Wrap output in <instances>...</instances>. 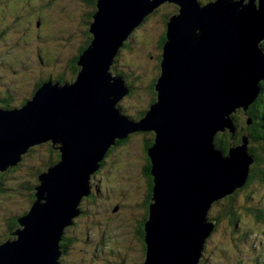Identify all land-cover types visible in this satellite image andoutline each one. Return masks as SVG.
Returning a JSON list of instances; mask_svg holds the SVG:
<instances>
[{"label":"water","instance_id":"obj_1","mask_svg":"<svg viewBox=\"0 0 264 264\" xmlns=\"http://www.w3.org/2000/svg\"><path fill=\"white\" fill-rule=\"evenodd\" d=\"M255 1L97 0L75 82L43 84L22 109L0 111L1 172L28 146L61 145L59 163L37 177L34 196L44 203L33 202L15 239L0 243V264H57L62 232L78 215L103 152L135 132L154 135L146 151L152 189L142 264H200L216 228L212 203L245 186L252 164L246 137L227 156L212 141L227 130L232 143L230 115L246 112L264 79V0ZM166 2L179 8L166 26L156 103L132 124L113 109L128 91L106 71L130 32Z\"/></svg>","mask_w":264,"mask_h":264},{"label":"rangeland","instance_id":"obj_2","mask_svg":"<svg viewBox=\"0 0 264 264\" xmlns=\"http://www.w3.org/2000/svg\"><path fill=\"white\" fill-rule=\"evenodd\" d=\"M198 1L201 4L207 2ZM247 1L244 0L245 3H248ZM93 2L96 3L97 0ZM90 3L89 0H0V77L3 82L0 85V108L20 107L31 98L35 87L41 81L43 84L48 80L58 83L75 81L69 65L79 55L78 51L82 55L91 42L88 43L87 38V34L90 35L87 17L93 12ZM253 5L255 6V2ZM178 8V5L166 2L147 16L148 18L145 17L144 20L146 18L147 20L130 32L127 45L119 50L114 63L109 66V71L113 75L123 77L126 89L130 91L118 101L117 108L122 115L136 123L144 118L153 104L150 105L152 97L149 88L155 84L160 73L156 67L160 63L158 57L161 58L162 52L159 49V40L162 34H165L162 32L163 18L171 19L172 16H177ZM254 103L252 102L250 106ZM235 115L239 119L238 124L236 123L238 137L241 127L247 131L248 120L246 112L240 109L236 110ZM242 135L249 140L245 149L246 155L251 157L249 148L252 139L247 132ZM126 136L124 138L126 144L122 143L115 147L110 145L112 151L110 148L106 149L107 157H104V160L107 159L100 163V174L95 175V179L92 180L95 188L90 194L98 195L104 191L107 193L103 194L99 201L90 200L92 202L90 204L81 199L76 207L78 215L71 219V224L62 232V240L69 237L71 241L68 248L59 253L57 264L61 261L62 264H89V259L95 256L103 258L110 262L109 264H139L140 253L137 252L139 246L135 240L129 243L128 238L131 234L128 229L134 224L130 220L138 217L143 195L144 204L147 205L148 181L142 172V166L145 167L147 164V155L143 145L148 146L154 135L150 132H135ZM118 142L116 141L115 145ZM238 142L231 143V147L235 148ZM44 144L46 143L33 146L38 147L33 152L26 149L20 154L15 165L0 173L3 175L0 191L5 190L0 196V241L14 240L15 238L9 234L23 229L22 225L17 223L14 229L8 231V223L12 219L23 217L31 210L34 204L29 198L30 191L36 194V189L40 185L37 177L58 162L53 160L46 165L49 150L43 146ZM260 146V143H255V149H259ZM215 148L227 156L228 150L221 151L217 146ZM258 153L264 155L261 150ZM253 164L249 166L248 175L252 173ZM149 182L152 189V178ZM23 184L27 190L22 189ZM90 194L88 193V197ZM236 196L233 211L237 215L236 218L241 221L239 225L244 228V232L252 231L249 240L246 241L252 243V249L249 250L242 245V236L235 239L236 235L231 233L230 216L229 219H222L211 237L206 238L205 251L203 250L200 263L206 255L211 257L215 264H251L260 254H263L261 258L264 259V220L263 224L255 222L246 212L264 210L263 185L254 182ZM249 196L254 198V202L251 207H246L244 199ZM227 198L216 202L222 201L221 207L226 209ZM35 200L38 205L44 203L42 199ZM105 200L111 203H103ZM149 203L148 199V206ZM110 204L114 206V210L117 206L119 208L111 213ZM212 208L216 210L215 203L211 205L209 220L213 218ZM119 210L120 212H117ZM227 212H230V208H227ZM83 241H86L84 246L81 245ZM258 243L262 245L261 252L257 249ZM112 250L115 251L114 254H111ZM213 261L210 260L207 264ZM261 264H264V260Z\"/></svg>","mask_w":264,"mask_h":264},{"label":"trees","instance_id":"obj_3","mask_svg":"<svg viewBox=\"0 0 264 264\" xmlns=\"http://www.w3.org/2000/svg\"><path fill=\"white\" fill-rule=\"evenodd\" d=\"M206 1L208 2L210 0H206ZM90 4L92 6L93 12L90 13V15H88V17H87V25H88V27L93 22V16H94L95 10H96L95 3L93 2V0H91ZM147 18H146V20H147ZM168 19L169 18H163V30H162L163 33H165V30H166L165 26H167V23L169 21ZM146 20H144L142 22V24H144V22ZM88 32H89V30H88ZM87 38L89 39V41H88V43H89L92 40V38H93L92 34H90V35L87 34ZM159 42H160L159 49L161 51L162 47H163V44L165 42V34H162V37H160ZM87 45H85V47H87ZM261 47L264 50V42L261 43ZM78 53H79V55L76 57V59L74 61L70 62V65H69L70 71H71V73H73L74 77H76V75L78 73V70H79V67H77L76 62L79 59L80 51H78ZM160 59L161 58L159 56L158 57V62H160ZM158 68H159V65L157 64V67H156L157 72H158ZM58 80H60V79H58ZM39 85L40 84H38L35 87V90L39 87ZM153 86H154V84L149 88L150 89V95L152 97L150 105L152 103H154L155 100H156V93H155V91L153 89ZM5 106H8V104H5ZM246 116H247V120L251 121V124L247 125V123H246L247 131L242 130L243 127L240 128L237 140H236V142H234V144L237 143L240 140V136L244 132H247L249 137H250V139H252L249 150H250V155L254 158V164H253V167L251 169L252 173H250L248 175V181H247V183L245 184V186L241 190H244V189L248 188V186H250L254 182L263 185V188H264V155L262 156V155H260L258 153L259 150H261V153L263 151V154H264V81L260 83V93H259L257 99L255 100V103L252 106H250L249 110L246 112ZM137 119H138V117H137ZM234 119H235L236 123L239 120L236 117V115L234 116ZM151 135H153V134L151 133ZM152 141L153 140L151 139L150 142H152ZM252 141H256L255 143H257V142L260 143L261 144L260 148L259 149H255V143L254 142L252 143ZM214 142H215V146H217L221 151H226V150H228L231 147V141L229 140V134L228 133H224V134L223 133L222 134L218 133L215 136ZM122 143H125L124 140L123 141H119L115 146L122 145ZM148 144H149L148 147H150V143H148ZM43 146L48 148L47 150H49V153L47 155L48 158L46 160V165L48 166L53 160H55L57 162L58 159H59V152L56 149V147L53 146L50 143H46ZM36 148H38V147H33V148H30V149L33 152V150L36 149ZM146 151H147V148H146ZM49 154H51V155H49ZM257 155H259V157ZM148 161H149V159H148ZM149 169H150V165H148V178H149V181H150L151 178L149 176ZM2 176L3 175L0 174V181H3V179H2L3 177ZM37 183H38V181H37ZM22 189L27 190L26 188H24V184L22 185ZM3 191L5 192L4 189H1L0 196H1V193H3ZM240 191L235 192V194H233L232 196L228 197L227 200H226V201H228V207L227 208H230V212H227V208L223 209V207H221L222 206V201L221 202L219 201V202L215 203L216 210L214 211L213 208H212L214 214H212L213 218H211V217L210 218L213 219V221H215L216 224H217L216 226H218V224L220 223V221H222V219L225 220V218L227 219L228 217L231 216L232 219L228 218L230 221H232L231 226H230L231 227V233L236 235L235 239L238 238V236L239 237L242 236L241 237L242 245L247 247L249 250H251L252 247H253L252 243L250 241L249 242H246V241L249 240V236L252 233V231H245L244 232V228H242L239 225V223L241 221L236 218L237 215L233 211V206H234V203H235L234 197L236 198L237 197L236 196L237 193L240 192ZM34 193L35 192H31L30 191V197L29 198H30L31 203H33L34 200H35ZM149 198H150V194H149ZM253 202H254V198L253 197L250 198V196H249L247 199L246 198L244 199V203H245L246 207H248V206L251 207ZM147 208H148V202H147V205L144 208L145 209V211H144V221L147 219V214H148V209ZM256 210L257 209L251 210L250 212L248 210H246V212L248 213V215L252 216V218L254 219L255 222L263 224L264 210L260 209L257 212H256ZM214 215L217 216V217H214ZM16 220H17V218L16 219H12L8 223V231L10 229H14L16 227V224H17ZM237 225H239V226H237ZM257 249H260V252H261L262 245L260 243H258ZM144 251H145V247H144ZM204 251H205V249H204ZM261 256H263V254H260L258 259L254 258V260L252 261L251 264H261L262 260H264V259L261 258ZM205 257L206 258L201 260L200 264H207V263H209L210 260L213 261L211 259V257H209L208 255H206ZM211 264H215V261H213Z\"/></svg>","mask_w":264,"mask_h":264},{"label":"bare ground","instance_id":"obj_4","mask_svg":"<svg viewBox=\"0 0 264 264\" xmlns=\"http://www.w3.org/2000/svg\"><path fill=\"white\" fill-rule=\"evenodd\" d=\"M253 2H257V1H255V0H253ZM165 36H166V30H165ZM262 40L264 41V31H263V38H262ZM262 40L261 41H259L258 42V47H259V49L262 51V53H263V58H264V50L261 48V43H262ZM165 42H166V38H165ZM165 42H164V44H165ZM164 44H163V46H164ZM257 46V45H256ZM163 48V47H162ZM120 50V49H119ZM119 50H118V52H119ZM118 52L116 53V55L114 56V58H113V60H112V64L114 63V61H115V58H116V56L118 55ZM161 55H162V52H161ZM161 61H162V57H161V59H160V63H159V71H160V73H161V69H160V64H161ZM112 64L110 65V67L112 66ZM76 65H77V63H76ZM78 67V66H77ZM110 69V68H109ZM79 71H80V67H79V70H78V73H79ZM78 73H77V75H76V77H75V80L77 79V76H78ZM106 73H109V75H110V78L111 77H115V76H117V77H119L122 81H123V83H122V87L124 88V89H126V84H125V80L123 79V77L122 76H120V75H113L109 70H108V72L106 71ZM160 73H159V76H160ZM159 76L157 77V79L159 78ZM157 79H156V81H157ZM264 80V79H263ZM262 80V81H263ZM156 81H155V84L154 85H156ZM75 82V81H74ZM74 82H71V83H58V82H54V81H52V80H48L47 82H45L44 84H51L52 86H55V85H57L58 87H62V86H64V85H72ZM261 82V81H260ZM260 82H259V88H260ZM110 83H112V81H110ZM43 85V83L34 91V93L32 94V96H31V98L29 99V100H27L26 102H24L20 107H13V108H8V109H6V108H0V111H5V112H9V111H17V110H19V109H22L26 104H28L31 100H32V98L34 97V95L38 92V90L40 89V87ZM153 89H154V87H153ZM126 91H128L127 89H126ZM129 92L130 91H128V94H129ZM155 93H156V96H157V91H155ZM260 93V92H259ZM127 94V95H128ZM127 95H125V96H127ZM259 95V94H258ZM124 96V97H125ZM257 97L258 96H256V99H257ZM122 98V97H121ZM120 98V99H121ZM255 99V100H256ZM255 102V101H254ZM154 103H156V100H155V102ZM153 103V104H154ZM117 104H118V102H117ZM117 104L115 103V106L113 107V109L114 110H117V112H118V116L119 117H122V118H124L125 119V121H127V122H130V123H132V124H136V122H134V121H131V120H129L126 116H124V115H122L121 114V112H120V110L117 108ZM152 104V105H153ZM151 105V106H152ZM150 106V107H151ZM249 108H250V104L247 106V108H246V112L249 110ZM237 110H239V109H237ZM241 110V109H240ZM149 111V110H148ZM147 111V112H148ZM243 111V110H242ZM146 112V113H147ZM244 112V111H243ZM236 113V111L234 112V113H232L231 115H230V117H232V119H233V121H234V127H235V133H234V135H235V137H233V141H232V143H234V142H236V140H237V125H236V122H235V119H234V114ZM138 123V122H137ZM247 123V125H250L251 124V121H249L248 120V122H246ZM145 133V132H144ZM147 133V132H146ZM151 133V132H150ZM218 133H220V134H224V133H228L229 134V132L227 131V130H225L224 132H217L216 133V135L218 134ZM215 135V136H216ZM215 136H214V139H215ZM242 137H246V136H243V135H241L240 136V139L242 138ZM153 139H154V136H153ZM124 139H118L117 141H123ZM51 143L53 146H55L56 147V149L58 150V152H59V160H58V162L55 164V165H57L58 163H59V161H60V157H61V153H60V151H59V148L61 147V145L60 144H58V143H52L51 142V140H47V141H45V142H42V143H40V144H43V143ZM116 142V141H115ZM115 142H113L111 145H113V146H115ZM246 143L247 144H249V140H248V138H246ZM40 144H36V145H31V146H28L26 149H30V148H32L33 146H38V145H40ZM212 144H213V147L215 148V144H214V141H212ZM108 148H110V146L108 147ZM25 149V150H26ZM111 149V148H110ZM216 149V148H215ZM218 150V149H217ZM20 156V155H19ZM19 156H18V159H19ZM251 156V155H250ZM104 157H106V152L104 151L103 152V154H102V156H101V158L99 159V161H98V163L96 164V166H95V168H94V170H93V172H92V174H91V176H90V178H89V180H88V182H87V185H86V187H85V190H84V192L83 193H87V195H85V196H83V197H81V199H86V198H88V193L90 194V192L92 191V189H91V184H92V180H93V178H94V176H95V174L99 171V169H100V163H102L103 161H104ZM17 159V160H18ZM251 161H252V163H254V158L251 156ZM54 165V166H55ZM54 166H51L50 168H52V167H54ZM8 167H10V166H7V168ZM7 168L5 169L6 171H7ZM50 168H48V169H50ZM47 169V170H48ZM5 170L4 171H2V172H5ZM1 171H0V173H2ZM248 173H249V171H248ZM35 197V196H34ZM81 199H80V201H81ZM221 199H223V198H221ZM220 200V199H219ZM80 201H79V204H80ZM214 203H216V201L214 202ZM214 203H212V204H214ZM211 208V207H210ZM27 214V213H26ZM25 216V215H24ZM23 216V217H24ZM20 218H22V217H20ZM19 218V219H20ZM19 219H17V223H18V220ZM21 224H24V219L22 220V222H21ZM13 234H15V233H12L11 234V237H13L14 235Z\"/></svg>","mask_w":264,"mask_h":264},{"label":"flooded vegetation","instance_id":"obj_5","mask_svg":"<svg viewBox=\"0 0 264 264\" xmlns=\"http://www.w3.org/2000/svg\"><path fill=\"white\" fill-rule=\"evenodd\" d=\"M89 2H91V0H89ZM43 82L41 81L39 84H42ZM3 84V82H1V77H0V85ZM151 134V133H150ZM152 144V142H150V145ZM146 148L148 149V146H145L144 145V152L146 153ZM112 151V149H111ZM147 155V154H146ZM107 157V156H106ZM107 158H105L106 160ZM104 160V161H105ZM148 165H149V161H148V157H147V164L146 166L144 167V165L142 166V172L146 175V178H147V181H148V193H147V196H146V202H148V199L150 200L149 198V194H150V182H149V178H148ZM100 174V169L99 171L95 174V175H99ZM95 179V176L93 178V180ZM95 186L91 184V189L94 190ZM107 191H104V192H99L98 195H95V194H90V196L84 200L87 201L88 204L92 203V202H95V201H99L100 197L103 195V194H106ZM113 193V192H111ZM114 194V193H113ZM90 200L92 202H90ZM103 203H111V202H107V200H105ZM112 204H110V208H109V211L112 213L113 210H114V206H111ZM96 206V205H95ZM145 204H144V195L142 197V201H141V204H140V212L139 214L137 215L138 217L135 218V219H131L130 222H134L133 226H130L131 228L128 229L129 231V234H131V236L128 238L129 239V243H131L133 240H135L136 244H138L139 248L137 250V252L140 253V262L139 264H142L143 261H144V254H145V251H144V241H143V224H144V211H145ZM119 207L117 206L115 210H117ZM122 208V205L120 206V210ZM114 210V211H115ZM117 211V212H120ZM101 239V237H100ZM103 239V238H102ZM62 241V243H61ZM61 241H60V252L63 253L67 248H68V243L71 241L70 238L68 237V239H63L61 238ZM84 243H86V241H83L81 242V245L84 246ZM133 243V242H132ZM115 251L112 250L111 254H114ZM127 256V254H126ZM110 262H107L106 260H104L103 258H98V257H93L91 259H89V264H109ZM59 264H62V261L59 263ZM82 264V263H81Z\"/></svg>","mask_w":264,"mask_h":264},{"label":"clouds","instance_id":"obj_6","mask_svg":"<svg viewBox=\"0 0 264 264\" xmlns=\"http://www.w3.org/2000/svg\"><path fill=\"white\" fill-rule=\"evenodd\" d=\"M159 7H160V6H159ZM159 7H158V8H159ZM158 8H157V9H158ZM157 9H156V10H157ZM156 10H155V11H156ZM152 13H153V12H152ZM152 13H151V14H152ZM148 17H149V16H148ZM130 36H131V35H129L128 38H129ZM128 38L123 42L122 47H125V46L127 45V44H126V41H128ZM122 47H121V48H122ZM121 48H120V49H121ZM76 63H77V62H76ZM149 170H150V169H149ZM215 223H216V222H215ZM216 225H217V224H216ZM212 234H213V233H212ZM7 240H8V239H7ZM5 241H6V239H3L2 241H0V243H3V242H5ZM144 255H145V254H144Z\"/></svg>","mask_w":264,"mask_h":264}]
</instances>
